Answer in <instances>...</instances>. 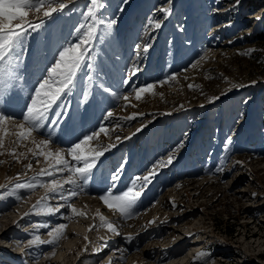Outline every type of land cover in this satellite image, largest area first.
Here are the masks:
<instances>
[{
  "label": "rangeland",
  "instance_id": "obj_1",
  "mask_svg": "<svg viewBox=\"0 0 264 264\" xmlns=\"http://www.w3.org/2000/svg\"><path fill=\"white\" fill-rule=\"evenodd\" d=\"M88 3L72 0L54 20L41 17L45 28L30 37L23 79L10 89L18 99L8 109L14 122L0 126V264H204L206 257L197 259L203 252L210 253L208 264H264V0H240L238 6L235 0H106L100 15L105 24L114 23L92 55L114 95L89 85L82 103L83 87L78 88L67 98L69 119L56 128L54 143L38 148L47 131L21 139L15 123L41 70L62 45L76 41L80 24L93 23L84 18ZM163 8L172 14L165 17ZM36 15L28 20L39 23ZM148 43L149 51L138 57L136 46ZM134 63L142 70L130 86L123 81ZM147 84L156 87L142 99L129 95L133 86ZM213 97L219 99L210 102ZM108 110L117 118L138 115L119 119L123 127L117 128V120L105 116ZM101 125L107 134L101 132L87 147L117 146L100 157L86 185H64L65 195H78L60 199L40 187L53 178L41 172L49 171L54 159L38 153L63 149L74 164L67 148ZM227 137L232 143L225 150ZM169 155L175 156L173 164L144 187L130 218L100 199L122 162L118 191ZM17 183L38 186L17 189ZM38 201L63 207L49 216L25 215ZM101 216L120 235L109 231ZM60 225L67 227L58 243L28 247L35 235L52 239L48 233Z\"/></svg>",
  "mask_w": 264,
  "mask_h": 264
},
{
  "label": "snow or ice",
  "instance_id": "obj_2",
  "mask_svg": "<svg viewBox=\"0 0 264 264\" xmlns=\"http://www.w3.org/2000/svg\"><path fill=\"white\" fill-rule=\"evenodd\" d=\"M71 2L72 0H67V2L66 0H0V126L14 122V118L8 113V109L17 102L18 97L17 95H9V92L14 85H18L23 79L20 68L24 62L25 54L28 51L30 37L34 33L39 34L45 28V21L41 17L52 21L64 12ZM124 2L127 3V0H124ZM235 4L238 6L240 0H235ZM105 7L106 0H89L84 18L91 20L93 23L88 25L80 24L75 29L77 34L76 41L66 42L62 45L54 54L53 60L41 70L42 75L28 97L22 119L20 122L15 123V126L21 130L18 133L21 139L31 137L34 132L45 130L47 131V139L39 143L33 140V143H36L38 148L41 145L47 147L50 143H54L56 128L63 121L69 119L70 109L66 102L67 98L80 87H83L82 103H87L88 96L90 95L88 90L89 85H93L103 92L114 95L111 88L106 87L103 83L99 66L93 64L96 57L92 55L95 44L97 42H103L104 37L109 33L111 24L114 23V21L104 23L100 12ZM120 10H123V5ZM161 11L165 17L172 14L170 8H163ZM30 13L37 14L36 19H39L40 22L33 23L29 21L28 17ZM53 14H56V17ZM256 19L260 20L261 17H256ZM149 23L155 29H160L162 26L159 21H150ZM97 24L103 25V28L98 29L96 27ZM98 31L100 33L99 36L97 35ZM150 47V43L145 44L143 47L137 45L135 49L137 56L139 57L141 52L147 53ZM141 70L140 66L134 63L127 70L123 83L131 86L132 77ZM93 72H95V75H93ZM155 87L156 84L133 86L132 93L129 95L134 94L135 98L140 100L143 94L152 92ZM189 87L192 88L194 86L189 85ZM129 95H124L122 99L128 101ZM216 99H219V97H213L210 102H214ZM137 115L133 113L129 117L117 118L111 110L105 113V116L109 120H117V124L115 125L117 128L123 127L119 123V119L130 121L136 119ZM142 127L137 128V133L142 131ZM101 132L107 134L108 130L101 125L98 131L77 137L76 142L67 148L66 151L71 156V160L75 162L74 164L64 158L63 149H58L55 152L41 150L38 155H43L45 159L53 158L54 166H51L47 172L42 170L41 175H47L53 178L49 184L39 186L47 188L49 193L60 199H70L77 196V191H70L65 195L64 185L69 184L80 187L86 185L93 178V170L96 168L100 157L105 152L117 146L116 144H109L103 147L102 150L99 146L97 148L87 147L89 142L95 137H98ZM130 138L124 137L123 139ZM116 140L120 141L121 137L117 136ZM231 143V137H227L225 140V150L229 149ZM2 146V142H0V147ZM29 151H32V149H29ZM174 159V155H169L166 160H160L157 164L153 165L147 174L133 177L131 183L125 190L118 191L116 185L119 182L120 174L126 161L122 162L109 178L111 183L108 186V190L100 196V199L109 209H114L124 219L130 218L134 215V209L137 207L144 187L155 179L156 175L159 174V169L172 165ZM27 167L31 169L32 165L28 164ZM216 171L222 172L224 168L218 167ZM65 172L69 173L66 179L55 178L57 174L63 175ZM37 186L34 183H17L15 188L26 187L35 189ZM60 207H63V205L53 208L50 205H43L41 201H38L37 205H33L32 212L26 213L25 215L36 214L49 216L55 212H59ZM71 211L74 214L84 215V213H77L75 207H72ZM101 220L104 221L109 231L115 235H120L117 228L108 222L106 218L101 216ZM154 222L152 221L150 223ZM38 227H44V225H38ZM66 227V225H60L50 231L48 234L52 239L47 241L42 240L39 235H35L33 239L28 241V247L32 248L42 244L58 243ZM127 239L131 241L133 237L128 236ZM104 246L106 247L107 245ZM97 251H100V249H97ZM205 257L207 259L204 260V264H208V261L211 259L210 253H199L197 259Z\"/></svg>",
  "mask_w": 264,
  "mask_h": 264
},
{
  "label": "bare ground",
  "instance_id": "obj_3",
  "mask_svg": "<svg viewBox=\"0 0 264 264\" xmlns=\"http://www.w3.org/2000/svg\"><path fill=\"white\" fill-rule=\"evenodd\" d=\"M14 226H16V224H15ZM3 234H4V233H3ZM68 234H69V233H68ZM74 249H76V248L74 247ZM74 249H72V250H74ZM72 250H71V251H72ZM108 264H109V263H108Z\"/></svg>",
  "mask_w": 264,
  "mask_h": 264
}]
</instances>
